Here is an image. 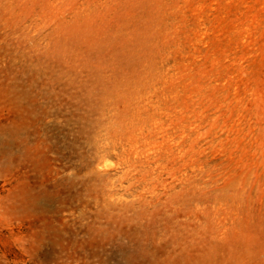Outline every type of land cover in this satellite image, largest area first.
I'll return each instance as SVG.
<instances>
[{"label": "rangeland", "instance_id": "obj_1", "mask_svg": "<svg viewBox=\"0 0 264 264\" xmlns=\"http://www.w3.org/2000/svg\"><path fill=\"white\" fill-rule=\"evenodd\" d=\"M0 264H264V0H0Z\"/></svg>", "mask_w": 264, "mask_h": 264}]
</instances>
